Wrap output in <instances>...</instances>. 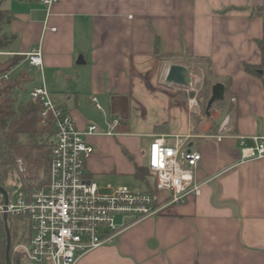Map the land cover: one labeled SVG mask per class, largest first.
Segmentation results:
<instances>
[{"label":"crops","instance_id":"obj_1","mask_svg":"<svg viewBox=\"0 0 264 264\" xmlns=\"http://www.w3.org/2000/svg\"><path fill=\"white\" fill-rule=\"evenodd\" d=\"M263 5L264 0L5 3L15 16L6 33L17 37L5 55L26 59L40 49L42 83L81 131L99 128L88 137L95 147L87 161L91 179L102 186L129 185L136 165L147 166L144 154L156 138L173 143L191 136L190 148L202 155L199 196L164 205L159 215L129 226L77 264H264V158L242 161L236 138L246 137L253 147L252 137H264V86L243 69L261 63L256 40L263 36V19L253 10ZM169 64L217 78L232 108L212 109L208 116L201 95L200 109L193 108V96L161 84ZM228 116L232 132L219 141ZM116 119L120 124L109 136L108 124Z\"/></svg>","mask_w":264,"mask_h":264},{"label":"built area","instance_id":"obj_2","mask_svg":"<svg viewBox=\"0 0 264 264\" xmlns=\"http://www.w3.org/2000/svg\"><path fill=\"white\" fill-rule=\"evenodd\" d=\"M56 0H43L51 6ZM6 53H0L5 55ZM30 66L43 72L44 59L40 49L27 54ZM172 65H166L161 84L167 82ZM11 73L0 76L11 81ZM206 76L191 72L186 86H177L188 95L193 108L200 109V95ZM30 100L41 105L39 121L53 123V161L49 183L41 190H19L6 204L0 194V225L5 218L16 217L26 226L27 240L15 246L27 264H77L85 255L100 249L113 237L129 226L159 215L164 205L185 203L191 196L201 194L202 185L196 180V171L202 155L190 148L191 136L177 137L173 143L165 138H156L149 148L147 168L155 180L153 192H136L127 186L100 185L87 172V161L95 153L88 137L99 132L96 125L81 131L70 113L54 99L45 82L30 92ZM93 102L101 109L96 98ZM119 120L109 123V136L114 135ZM231 117L223 121L220 134L222 141L230 132ZM232 134L235 135L233 132ZM240 142L242 161L264 158V137H252L254 146L247 145V138L237 136ZM21 174L27 172L23 160H18Z\"/></svg>","mask_w":264,"mask_h":264},{"label":"trees","instance_id":"obj_3","mask_svg":"<svg viewBox=\"0 0 264 264\" xmlns=\"http://www.w3.org/2000/svg\"><path fill=\"white\" fill-rule=\"evenodd\" d=\"M8 0H0V53H8L17 37L6 33V28L15 20V16L4 5ZM253 14L261 15L263 19V36L256 40L261 51V63L252 65L245 63L244 71L260 79L264 86V5L253 10ZM25 57L14 55L5 64H0V76L10 73L17 68ZM262 70L263 74L259 71ZM217 78L210 76L205 82L201 97L207 104L211 89L216 84ZM32 81L29 72L21 71L17 78L3 81L0 85V186L4 188L8 197L12 199L14 191L12 181L17 177L21 180V190L31 192L41 190L49 183L50 168L53 161L52 138L55 134L53 123L42 124L39 121L41 105L31 100H23L20 94L28 93L26 85ZM228 93L223 102L216 103L212 109L230 110ZM125 155L133 160V156L124 150ZM23 160L27 172L21 174L18 170V160ZM136 180L148 186L146 192H153L154 186L150 182L147 166L136 165L134 174ZM2 198L0 196V202ZM21 219L8 218L11 232L12 248L10 259L12 264H27L24 257L15 251L16 241L19 237ZM23 238H20V240ZM7 229L5 224L0 225V264H7Z\"/></svg>","mask_w":264,"mask_h":264},{"label":"water","instance_id":"obj_4","mask_svg":"<svg viewBox=\"0 0 264 264\" xmlns=\"http://www.w3.org/2000/svg\"><path fill=\"white\" fill-rule=\"evenodd\" d=\"M80 62V61H79ZM260 74H263V71H259ZM190 75L188 67L174 64L170 67L167 82L169 84H174L177 86H186L187 78ZM193 96V95H192ZM226 99V87L222 83H217L212 87V95L207 103L206 114L210 116L213 106L218 102H223ZM0 194L4 197L6 204L9 203V197L7 191L0 186ZM5 226L7 229L8 241H7V264H12L10 259V252L12 248V238L11 232L8 225V219L5 218Z\"/></svg>","mask_w":264,"mask_h":264},{"label":"rangeland","instance_id":"obj_5","mask_svg":"<svg viewBox=\"0 0 264 264\" xmlns=\"http://www.w3.org/2000/svg\"><path fill=\"white\" fill-rule=\"evenodd\" d=\"M12 56H8V55H5V56H0V64H5L9 58H11ZM25 63H21L14 71H11V78L12 80L14 78H17L21 71H27L29 72L31 75H33V80L28 83V85H26V88H34L35 86H39V85H42V80H41V73L38 72V70L32 66H30V64L27 62V60L25 59ZM28 93L30 94V92L28 91ZM26 93L23 95L22 99L23 100H30V95ZM145 156V161L147 162V156H148V152H146L144 154ZM129 185H127L131 190L133 191H144V190H147L148 186L141 182V181H137V180H129ZM151 183H152V180H150ZM108 182V181H107ZM12 186H13V191L14 193L18 192L21 188V180L19 179V177H17V179L15 181H12ZM20 232H19V237L20 238H23L20 240V238H18V240L16 241V245L17 246L18 244H21L22 242L26 241L27 240V237H26V226L24 224V222L21 220L20 224Z\"/></svg>","mask_w":264,"mask_h":264}]
</instances>
